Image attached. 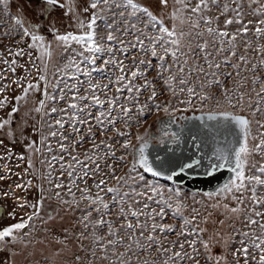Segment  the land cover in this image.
Wrapping results in <instances>:
<instances>
[{"label": "snow or ice", "instance_id": "obj_1", "mask_svg": "<svg viewBox=\"0 0 264 264\" xmlns=\"http://www.w3.org/2000/svg\"><path fill=\"white\" fill-rule=\"evenodd\" d=\"M41 3L40 16L64 10L75 31L61 33L53 21L49 42L43 22L26 23L11 15V0H0L11 20L0 22V36L20 37L0 53V109L13 85L21 90L0 130L15 140L14 118L41 82L31 111L51 117L40 144L30 141L29 155L16 157L27 160L24 175H35L39 154L47 187L7 164L0 175L39 194L30 201L0 192L23 213L17 219L14 209L7 218L16 222L0 227V264H264V0ZM53 43L69 53L54 84ZM25 56L31 69L20 63ZM190 111L200 115H184ZM13 155L9 148L0 160ZM185 176L216 183L189 196L179 183ZM169 215L178 223H167Z\"/></svg>", "mask_w": 264, "mask_h": 264}, {"label": "rangeland", "instance_id": "obj_2", "mask_svg": "<svg viewBox=\"0 0 264 264\" xmlns=\"http://www.w3.org/2000/svg\"><path fill=\"white\" fill-rule=\"evenodd\" d=\"M23 1V0H21ZM28 1V8L27 10L24 8V3L22 4L20 2V0H11V8H10V13L11 15H22L27 16V21L28 22H32V21H38V23H42V27L44 31H41L42 33H44V35L48 38L49 42L53 41V36L51 35V33L48 32V28L50 26V24H52V22H55V26L60 30L61 33L66 32V31H75V24L73 23V21L64 16V10L61 9H55L52 11L51 15L47 16V18L42 17L39 15L40 13V8L42 7V3L41 0H27ZM81 2L83 3V0H81ZM31 6V7H30ZM0 22L5 23V24H11V20H4L3 14L0 13ZM170 23V22H169ZM41 27V28H42ZM4 31V29L0 28V32ZM46 38V39H47ZM27 39V38H26ZM20 40V37L17 35L15 37H11L8 39H4L2 36H0V53H2L4 56H7V51H6V46L7 45H12L13 46V50L15 49V46L17 44V42ZM20 47H24L26 48V44H20ZM53 48H54V55L52 57V60L49 62L48 64V69H47V77L48 80L51 83H56V76L59 75L57 73V69L61 68L67 60V56L69 55V53H63V50L61 48H57L56 45L53 43ZM37 53H35V51L33 50V55H36ZM19 59V58H18ZM27 56H25L23 59H20V63L21 64H25L26 67H28L29 69H31V65L27 63ZM101 63V61H98V64ZM155 63V61H154ZM4 65L0 64V68H3ZM11 75V74H9ZM24 75V69L23 68H17L16 70V76H22ZM37 73L35 72V70L31 71V79H33V81H35V77H36ZM155 75V73H150L149 74V79H151L153 76ZM14 78V77H13ZM41 91L35 92L33 94L30 95V102L31 105L29 104V107L27 109H23L22 106L20 107V112L22 113V123L18 124L15 123L13 125H11L12 130L15 133V136L18 138H15V140H9L5 135H3L1 133L0 130V140H3V145H0V156L4 155L5 152L10 148L13 152V157L11 160H0V175L4 174V170H5V164L8 165V167H10L12 169V173H20L21 177L23 180H29L31 179L33 181L34 184H40V183H44V186L47 187V183L46 181H42L40 179V174L41 173H45L46 169L45 166L42 165L40 163V159L41 157L39 156V154H35L33 155L32 159H33V163L35 165V168L38 170L36 172L35 175H24V169L27 167V160L25 159V161H19L16 159L17 156L23 154L25 157H27L29 155V153L25 150V145L28 144V141H35L37 145L40 144V140L42 135H47V127H46V123L51 119V117H42V114H38L35 112H32L31 109L34 108L37 104L38 101L40 99L43 98L42 96V91H43V82H41ZM158 87H160L158 85ZM20 89H17L15 85L12 86V89H9L7 91V95L10 97L11 103L9 104L8 107L4 108V109H0V119L5 118L7 116V113L11 110V104L15 103L14 100H12L11 98L15 97L16 95L20 94ZM48 91L54 95H59L58 92H53V89L51 87V84L48 88ZM148 93H145V97L147 96ZM36 96V97H35ZM2 98V97H0ZM36 98V99H35ZM142 100L144 99V97L141 98ZM161 100H167L168 99V94L165 91V94L163 96L160 97ZM49 106H56L53 104V102H49ZM59 106H64L63 102H59ZM27 113V115H25ZM54 116L57 114H53ZM18 115H16L17 117ZM161 116H163L161 114ZM156 119L155 116L151 117L148 120V123L152 125V129L155 128V124H154V120ZM26 121V123H25ZM43 126V127H42ZM119 126V125H118ZM5 132H8V128L6 127ZM144 128L141 127L139 129L140 132H143ZM136 129L133 128V132H135ZM109 135H111V133H109ZM13 138V137H12ZM102 137H99V135L97 136V139H101ZM87 139V137H86ZM53 146L55 147V144H53ZM91 145L89 143H85L83 144V146L81 148H78L77 151H82L83 149L89 148ZM258 159V158H257ZM19 164V167H17V165ZM31 172V170H30ZM58 175V173H57ZM150 178V177H149ZM21 179L18 178L16 175H11L10 179H5L0 181V192H4V191H8V190H12L14 191L16 196H27V198L30 201L35 200L36 198H38V191L36 188L31 189L29 192L25 193L22 192L19 189L15 188V184L16 183H20ZM89 183L91 184V180L89 181ZM160 183L165 184L167 186H172V183L169 181H164V180H160ZM182 187V190L187 193L189 196L191 195V193L193 192V190H190L186 187ZM201 197H197V199H200ZM190 202V201H189ZM0 204H2L5 207V219H3L2 221H0V227H3L4 225L7 224H11V223H15L16 220H12L7 218L8 217V213L12 212L14 209L17 212V219H19V216L22 215L23 213L21 212L20 209L16 208V201L14 200L13 197H3L0 196ZM23 211H28V209H24ZM215 218V216H214ZM167 223H178V221H173V219L171 218V216L169 215V217L166 219ZM209 232L205 235V239H207V236L210 235L214 229V226L209 223V225H207ZM214 252L216 253H220L223 251V248L221 246H216L213 249Z\"/></svg>", "mask_w": 264, "mask_h": 264}, {"label": "water", "instance_id": "obj_3", "mask_svg": "<svg viewBox=\"0 0 264 264\" xmlns=\"http://www.w3.org/2000/svg\"><path fill=\"white\" fill-rule=\"evenodd\" d=\"M177 115H180V113H178ZM184 115H188V116L200 115V112H198V111H190V112L184 113ZM161 118L162 119H166L163 116H161ZM183 123H184L183 121L179 122V124H183ZM189 123H192V122L190 121ZM155 127H157V126H155ZM183 147L187 148V147H189V145H183ZM157 150H160V149H157ZM160 151H161V154H163L162 150H160ZM186 154H190V153H186ZM152 155L155 156L156 155V151H153ZM227 175H228L227 172L223 173V176H227ZM221 178H223V177H221ZM179 183H180L181 186L186 187V188H188L190 190L202 191V190H211V188L215 186L216 182L213 181L212 184H209L202 177L192 179V178H190L188 176H185L179 181Z\"/></svg>", "mask_w": 264, "mask_h": 264}, {"label": "flooded vegetation", "instance_id": "obj_4", "mask_svg": "<svg viewBox=\"0 0 264 264\" xmlns=\"http://www.w3.org/2000/svg\"><path fill=\"white\" fill-rule=\"evenodd\" d=\"M23 3L25 4V3H28V1L27 0H24L23 1ZM25 9L27 8V6H25L24 7ZM27 10V9H26ZM24 18H25V22L27 23L28 21H27V16H24ZM36 97V96H35ZM36 99V98H35ZM30 96H29V98H28V101H27V103H23L22 105V108L23 109H27L28 107H29V104L31 105V102H30ZM16 115H18L17 117L15 116V118H14V122H13V124H15V123H17L18 122V124L20 123H22V113H18V114H16ZM12 124V125H13ZM157 128V127H156ZM153 131V133L154 134H157L158 135V133H157V131H156V129H153L152 130ZM1 133L3 134V135H5L6 136V138L7 137H9V135L7 134L8 132L6 131L5 132V130L3 129V130H1ZM15 138H17L16 136H15ZM9 140H13V138L10 136L9 138H8ZM18 139V138H17ZM28 142H30V141H28ZM0 207H2V208H4V210H5V207L2 205V204H0ZM4 215H5V211H4Z\"/></svg>", "mask_w": 264, "mask_h": 264}, {"label": "trees", "instance_id": "obj_5", "mask_svg": "<svg viewBox=\"0 0 264 264\" xmlns=\"http://www.w3.org/2000/svg\"><path fill=\"white\" fill-rule=\"evenodd\" d=\"M23 1H24V0H23ZM23 1L20 0V2H21L22 4H23ZM25 6H27V8H28V3H25V4H24V7H25ZM30 7H31V6H30ZM27 8H26V9H27ZM32 23H38V21H32ZM41 31H44V30H43V27L41 28ZM43 34H44V33H43ZM46 38H47V37H46ZM49 38H50V37H48L47 40H48ZM155 126H156V125H155ZM154 129H156V127H155ZM152 130H153V129H152ZM169 183H170V182H169Z\"/></svg>", "mask_w": 264, "mask_h": 264}]
</instances>
